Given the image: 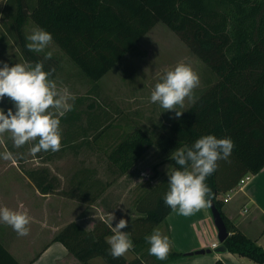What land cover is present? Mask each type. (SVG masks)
<instances>
[{
	"label": "trees",
	"instance_id": "16d2710c",
	"mask_svg": "<svg viewBox=\"0 0 264 264\" xmlns=\"http://www.w3.org/2000/svg\"><path fill=\"white\" fill-rule=\"evenodd\" d=\"M6 1L26 58L37 62L41 56L44 60L43 52H34L38 55L35 56L25 46L22 25L29 19L35 27L50 31L52 43L80 69L83 78L93 82L87 95L75 99L77 104L86 102L88 96L98 95L99 80L158 22L174 32L216 75L215 81L154 137V133L141 126L124 134L106 154L114 169L108 166L116 175L126 173L152 146L162 153L164 161L180 167L172 159L175 149L190 146L209 133L232 138L231 156L241 170L239 177L257 173L264 167V0H35L29 5L27 0ZM56 56L47 59L54 67L58 62ZM75 109L74 105L75 119L71 121L79 118ZM90 128L88 123L82 134L87 136ZM66 142L67 139L61 140L62 148L69 145ZM38 172L44 176L47 170ZM217 173L218 167L205 183L212 190L209 200L215 203L230 233L223 241L226 250L264 264V248L239 231L222 211ZM34 181L43 191L54 186L51 182ZM167 189L168 177H164L139 196L136 207L140 214L128 227L134 243L130 249L135 257L131 260L110 254L106 237L113 232L104 222L88 230L71 221L52 240L60 241L81 264H93L91 259L96 256L108 264H166L187 253L172 250L167 259L158 260L149 254L145 236L155 225L166 222L172 211L163 199ZM0 254L10 264H19L1 243ZM215 264L222 263L217 260Z\"/></svg>",
	"mask_w": 264,
	"mask_h": 264
},
{
	"label": "rangeland",
	"instance_id": "374dc122",
	"mask_svg": "<svg viewBox=\"0 0 264 264\" xmlns=\"http://www.w3.org/2000/svg\"><path fill=\"white\" fill-rule=\"evenodd\" d=\"M34 1L27 0L26 4H32ZM24 9L27 13L28 9L25 6ZM12 13L10 4L7 5L6 0H0V61H6L10 65L16 62L34 64L35 62L31 58L25 57L22 50L23 44L14 28L15 22L11 16ZM34 28L33 22L26 19L22 25L25 38ZM49 49L57 55V67L48 63L47 60H43L41 56H39V60L43 61L45 70H52L51 78L57 81L58 86H67L75 97L87 95L93 82L83 78L84 75L80 69L52 42ZM31 51L35 55V51ZM179 62L191 64L200 77L199 84L193 89L192 96L185 97L184 104L177 106L182 111L203 89L215 81L216 75L191 53L187 46L166 25L161 22L156 23L136 46L99 80L96 103L86 101L77 104L75 100L74 105L79 111V118L71 121L75 119L74 107L63 117H60L61 140L67 139L68 142L66 143L71 145V148L67 145L56 152L47 153V151L42 150L33 154L30 148L38 142L39 137L20 147H15L10 132L0 134V181L12 169L14 170L15 166L9 163L13 158L26 159L27 166H35L45 162V164H49L46 165V170H49L47 173L56 172L57 175L62 176V179H65L77 168H82L80 161L96 160L98 164L95 174L102 176L103 180L106 178L108 185V197L104 196V199L100 198L96 202H102L108 206L111 201H115L112 225L114 227L119 219L124 218L128 223L122 230L129 231V223L140 214L136 207L139 196L156 185L162 178L168 177V171L170 172L175 167L171 162L164 161L162 153L155 146H152L126 173L116 175L114 170L110 169L112 165L108 162L106 154L133 127L141 126L149 133H154V137L156 133L162 131L163 126L176 116L174 109L164 110L158 103L151 102L150 93L164 71L173 68ZM97 104H99L98 107ZM0 106L5 109L13 107L7 96L0 100ZM95 120L98 121L99 125L97 129L103 127L102 132L98 136H95L98 133L97 130L88 132L87 136L82 134V128L87 129L88 123L91 125ZM80 141L84 143L80 144ZM93 148H97L98 153L93 152ZM3 153H10L9 158H3ZM46 160H51V162ZM65 183L63 187H66ZM27 184L23 188L25 192L30 193L29 191L33 188L29 183ZM102 184L104 183L102 182ZM111 195L113 200L110 198ZM64 219L61 217L57 221L61 223ZM154 229H159L162 234L168 235L166 222L155 225L152 231ZM129 232L131 233V231ZM108 237L110 235L106 239ZM191 255L186 254L181 257ZM123 256L126 260H131L135 254L129 249ZM92 259L93 263L108 264L101 256ZM171 260L174 261L176 258Z\"/></svg>",
	"mask_w": 264,
	"mask_h": 264
},
{
	"label": "crops",
	"instance_id": "0c3cea01",
	"mask_svg": "<svg viewBox=\"0 0 264 264\" xmlns=\"http://www.w3.org/2000/svg\"><path fill=\"white\" fill-rule=\"evenodd\" d=\"M53 55L56 53L53 52ZM88 98L90 99L87 101L95 102L98 95ZM97 123V120L93 121L91 126L95 128H90L89 132L101 129H97ZM92 150L98 153L97 148ZM26 162L23 158H13L9 162L15 168L0 181V206H8L14 210L26 209L32 217L30 230L26 236H20L10 225L0 223V243L19 264H81L60 241L52 239L71 221L88 230L99 222L113 228L111 217L116 202L111 201L108 206L96 202L100 198L104 199V196L108 197L106 178L103 180L102 176L95 174L98 161H80L82 168L71 172L65 177L66 180L63 178L64 181L56 172L39 176L41 174L38 171L46 169L49 164L43 162L27 166ZM240 172L239 165L232 156L227 160H219L216 180L222 211L239 231L264 248V167L257 173L242 177H239ZM240 179H244V182L240 183ZM34 180L44 182L43 184L51 182L54 186L43 191L37 188ZM27 183L33 188L30 193L23 188ZM64 183L66 187H63ZM227 193H231V198L223 201L222 198ZM110 198L113 200L112 195ZM61 217L65 219L60 223L57 220ZM166 224L170 251L187 253L200 248L210 249L209 252L178 257L166 264H215L217 260L222 264H256L247 257L227 250H214L213 246H218L219 242L208 205L191 216H183L172 210L166 216ZM0 264H10V261L0 254Z\"/></svg>",
	"mask_w": 264,
	"mask_h": 264
},
{
	"label": "clouds",
	"instance_id": "9594fccd",
	"mask_svg": "<svg viewBox=\"0 0 264 264\" xmlns=\"http://www.w3.org/2000/svg\"><path fill=\"white\" fill-rule=\"evenodd\" d=\"M26 47L37 53H44L47 60L53 56L49 45L53 41L50 31L35 27L26 35ZM46 49H48L46 51ZM52 70H45L43 61L34 64L0 61V100L7 96L13 107L0 106V134L10 132L15 147H20L39 137L31 148V153L40 151L56 152L61 148L60 117L74 107L76 97L67 86H58L52 79ZM199 74L191 64L177 63L164 71L150 93V101L158 103L164 110H175L182 114L178 105L184 104L185 97H191L199 84ZM234 141L230 136L217 137L204 134L190 146L176 148L172 159L180 167L168 171V189L164 203L183 216H191L210 202L211 188L206 178L218 167V160H227L232 153ZM7 159L10 153H3ZM114 215L111 217V222ZM32 217L28 211L14 210L0 206V223L10 225L18 235L26 236ZM128 221L124 218L112 228L113 234L107 238L109 251L113 257L124 255L134 247L129 231H123ZM149 244L148 252L158 260H165L171 250L170 238L154 229L145 236Z\"/></svg>",
	"mask_w": 264,
	"mask_h": 264
},
{
	"label": "water",
	"instance_id": "95a60500",
	"mask_svg": "<svg viewBox=\"0 0 264 264\" xmlns=\"http://www.w3.org/2000/svg\"><path fill=\"white\" fill-rule=\"evenodd\" d=\"M208 207H209V210H210V213H211V217H212L213 223H214V225L216 227V230H217V240L219 242V245L216 246L214 248V250L215 251H226V247L223 244V241L226 239V237L230 233L227 231L225 223L223 222V220L221 218V215L219 213V210L216 207L215 203L213 201H210L208 203ZM209 251H210L209 248H206V249L200 248V249H197L195 251L187 252V254H193V253L201 254V253H205V252H209Z\"/></svg>",
	"mask_w": 264,
	"mask_h": 264
},
{
	"label": "built area",
	"instance_id": "2783aa9c",
	"mask_svg": "<svg viewBox=\"0 0 264 264\" xmlns=\"http://www.w3.org/2000/svg\"><path fill=\"white\" fill-rule=\"evenodd\" d=\"M243 182H244V179H240V183H243ZM238 188H240V186H238ZM230 198H231V193H227L222 199H223V201H227ZM216 246H213V247H216Z\"/></svg>",
	"mask_w": 264,
	"mask_h": 264
}]
</instances>
